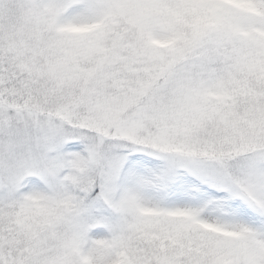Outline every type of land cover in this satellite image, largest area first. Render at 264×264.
Returning <instances> with one entry per match:
<instances>
[{
	"label": "snow or ice",
	"instance_id": "snow-or-ice-1",
	"mask_svg": "<svg viewBox=\"0 0 264 264\" xmlns=\"http://www.w3.org/2000/svg\"><path fill=\"white\" fill-rule=\"evenodd\" d=\"M0 264H264V0H0Z\"/></svg>",
	"mask_w": 264,
	"mask_h": 264
}]
</instances>
